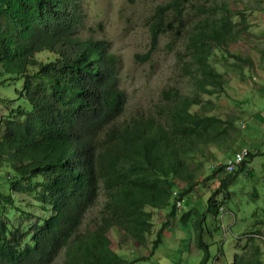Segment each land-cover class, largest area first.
Returning a JSON list of instances; mask_svg holds the SVG:
<instances>
[{
    "label": "trees",
    "instance_id": "obj_1",
    "mask_svg": "<svg viewBox=\"0 0 264 264\" xmlns=\"http://www.w3.org/2000/svg\"><path fill=\"white\" fill-rule=\"evenodd\" d=\"M187 1L167 0L154 7L149 47L137 58L148 60L160 35L186 33L183 67L194 94L171 87L162 91L164 101L153 110L121 119L126 98L117 56L103 39L79 34V0H0V75L14 74L23 86L18 93L23 104L13 106L7 99L12 107L0 117V164L6 166L0 183L8 186L0 189V264H51L60 252L62 264H134L145 259L175 218V201L196 185L200 165L191 167L189 160L203 157L209 145L229 157L243 148L237 141L247 124L241 127L233 117L217 115L211 100L198 97L223 91L211 46L234 40V23L226 11L210 7L203 21L185 27ZM232 56L244 65L250 61ZM101 193L97 216L82 231ZM171 200L148 253L134 259L120 256L112 247L110 228L146 246L153 211ZM214 202L212 194L206 211L217 220L222 206ZM204 216L190 208L180 217L183 223L195 218V245L203 250L200 264L210 257L202 240ZM259 235L254 230L244 241L238 238L242 244L235 243L227 264H264Z\"/></svg>",
    "mask_w": 264,
    "mask_h": 264
},
{
    "label": "rangeland",
    "instance_id": "obj_2",
    "mask_svg": "<svg viewBox=\"0 0 264 264\" xmlns=\"http://www.w3.org/2000/svg\"><path fill=\"white\" fill-rule=\"evenodd\" d=\"M165 1L79 0L82 12L79 34L82 37L103 39L109 50L117 56L118 72L126 98L121 119L153 110L164 101L162 91L171 87L185 94H194L190 76L183 67L188 59L186 33L182 36L171 33L160 35L150 58L144 61L137 58V55L148 50L149 20L154 7ZM198 7L205 11H198ZM210 7H216L219 13L221 9L226 11L234 23L236 38L224 45L211 46V61L222 74L223 91L212 95L199 93L198 97L211 100L217 115L233 117L235 124L241 127L247 124L246 128L242 127V135L237 142L239 147H248L252 157L241 168L237 165L235 172L226 173L221 168L215 174L212 172L214 167L224 163L229 156L214 145L205 148L203 157L195 155L197 160L190 159L191 167H195L198 162L200 165L196 169V185L191 188L192 196H182L181 207L177 208L175 218L170 219L164 228L161 241L153 253L134 264H200L203 250L195 245V218L192 217L186 223L180 220L190 208H196L205 215L202 240L208 244L210 257L204 264H227L236 251L235 243L242 244L240 241L245 240L244 235L254 230L261 233L257 241L264 252V0H188L183 10L184 26L191 29L194 24L203 21L204 13ZM232 55L246 56L250 61L244 65ZM22 90L21 78L1 73L0 117L12 107L7 99L13 100V106L23 104V98L18 94ZM5 172L6 166L0 164V173L4 175ZM222 182L225 187L218 188ZM7 188L6 184L0 183L2 191ZM212 194L216 201L214 203L222 206L217 220L206 211L208 198ZM103 199L101 193L98 202L87 212L80 227L82 231L97 216ZM19 200H23L21 195L17 202L22 205ZM172 203L171 200L169 205L153 211V227L146 246L133 243L130 238L122 237L118 228L111 227L108 234L112 247L120 256L128 259L147 254ZM238 238L240 241H237ZM62 258L63 252H60L51 264H62Z\"/></svg>",
    "mask_w": 264,
    "mask_h": 264
},
{
    "label": "built area",
    "instance_id": "obj_3",
    "mask_svg": "<svg viewBox=\"0 0 264 264\" xmlns=\"http://www.w3.org/2000/svg\"><path fill=\"white\" fill-rule=\"evenodd\" d=\"M248 157V151L246 147L241 148L239 151L235 153L233 157H229L225 160L223 166L224 170L227 173H230L235 170L237 165H240L241 162L246 160ZM173 196L177 195V191H174ZM175 205L177 208L181 207V200H176Z\"/></svg>",
    "mask_w": 264,
    "mask_h": 264
},
{
    "label": "clouds",
    "instance_id": "obj_4",
    "mask_svg": "<svg viewBox=\"0 0 264 264\" xmlns=\"http://www.w3.org/2000/svg\"><path fill=\"white\" fill-rule=\"evenodd\" d=\"M248 159H249V156L247 157L246 160H248ZM246 160H244V161H246ZM241 163H242V162H241ZM241 163H240V165H241ZM240 165H239V166H240ZM222 167H223V170H224V166H223V164H222ZM224 171H225V170H224ZM226 173H227V172H226ZM230 173H231V172H230ZM186 195L192 196L191 191H190L189 193H187ZM181 200H182V199H181ZM220 209H222V207H220ZM217 257H218V256H217ZM217 257H216V258H217ZM216 258H215V259H216Z\"/></svg>",
    "mask_w": 264,
    "mask_h": 264
}]
</instances>
